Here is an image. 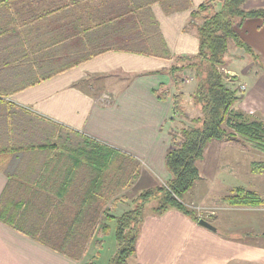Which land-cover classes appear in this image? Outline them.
<instances>
[{"label": "crops", "instance_id": "obj_1", "mask_svg": "<svg viewBox=\"0 0 264 264\" xmlns=\"http://www.w3.org/2000/svg\"><path fill=\"white\" fill-rule=\"evenodd\" d=\"M109 1L112 0H0V147L11 141L48 144L65 142L69 137L82 140L86 136L115 150L114 155L123 167L136 165L137 182L141 185H157L170 178L165 154L171 146L172 125L177 122L176 116L182 115L173 113L170 98L163 100L154 90L165 84L171 94L176 91L169 68L175 55L197 52L196 29L187 25L190 12L203 0H191L189 8L170 13L159 2L150 4V12L174 55L172 58L109 50L64 69L66 46L75 44V37L68 42L65 37L67 20L71 14L83 12L80 8L84 5L98 8ZM244 7H264V0H248ZM241 34L258 55L257 61L248 53L241 71L226 66L228 62L223 68L235 76V86L245 85L244 91L237 90L240 98L235 107L264 121V20L246 19ZM244 56V51H239L234 60ZM186 75L190 79H186L181 91L187 115L196 83L191 82L194 79L191 72ZM192 108L193 113H199L193 102ZM24 125L29 135L22 136ZM37 132L41 134L37 136ZM224 142L239 145L240 152H256L241 140H221ZM49 148H44L45 154L49 152L50 157L58 160L59 169L55 173L61 175L56 185H64L62 177L76 171L79 158L63 148ZM17 163L9 168L10 174H19L15 169ZM7 165L0 163V196L7 190ZM23 165L21 162L20 166ZM197 166L199 169L198 162ZM83 170L97 172L84 163L76 171L78 178L71 183L76 186L70 190L68 199H76L75 192L80 191L77 185L86 184L82 182L86 181L81 177ZM248 170L252 172L251 164ZM196 184L189 191L198 189L200 185ZM236 186L246 190L251 187ZM200 190L195 192L198 199L204 196ZM253 192L261 197L262 204L231 205L222 201V197L221 212L204 219L212 228L174 208L161 214L144 212L131 257H135L136 264H264V195ZM187 205L192 207L191 203ZM15 223L25 230L0 218V264L85 262L81 256L72 258L38 240L37 232L28 228L30 224L26 221ZM110 226L112 231L114 223ZM88 250L89 247L86 253Z\"/></svg>", "mask_w": 264, "mask_h": 264}, {"label": "trees", "instance_id": "obj_2", "mask_svg": "<svg viewBox=\"0 0 264 264\" xmlns=\"http://www.w3.org/2000/svg\"><path fill=\"white\" fill-rule=\"evenodd\" d=\"M247 1L203 0L192 9L187 26L195 27L198 37L197 52L192 55L171 54L149 9L151 3L159 2L170 13L189 8L191 0H128V4L127 0H112L98 8L84 5L80 8L83 12L71 14L68 20L64 14L67 20V42L72 40V36L75 37V44L72 42L66 46L64 69L109 50L168 59L174 56L169 72L176 91L171 94L169 87L161 84L154 92L163 100L170 98L173 113L182 115L185 106L181 87L188 79L186 71H190L196 83L191 98L199 113L190 118L189 125L169 133L171 146L165 154V165L170 178L165 183L143 189L134 199L136 206L118 215L109 213L110 208L105 203L106 195L113 192L108 190L111 185H106L105 177L110 176V183L122 179V175L121 179L116 178V168H112L120 160L114 155L117 153L115 150L86 136H82L75 148L70 147L67 139L65 142L48 144L11 141L0 147V163L8 164V170L5 168L7 190L0 196V218L22 231L25 229L17 225L15 220L26 221L30 224L28 228L37 232L38 240L75 259L85 253V244L95 233L98 236L108 234L111 230L108 221L114 220L116 249L108 264H126L127 259L134 254L144 206L153 197L157 198V204L151 207L153 213L161 214L174 208L198 221L200 218L182 198L200 178L197 162L203 158L209 142L241 140L264 153V121L235 107L240 98L237 87H229L220 70L225 66V55L231 43L251 54L255 60L258 58L244 40L241 29L248 18L255 17L263 21L264 7L245 9ZM125 4L127 6L123 9ZM233 78H230L231 83H234ZM46 147L73 152L79 158L74 168L76 171L84 163L90 169H97L96 173L82 171L81 177L86 178L82 182L86 184L77 185L80 191L75 192L76 199L68 198L70 190L76 186L71 183L78 174L76 171L65 173L61 179L64 185H56L61 177L55 173L59 169L58 160L50 157L49 152L45 154ZM16 162L18 167L14 168L19 174H10V167ZM21 162L25 165L20 166ZM109 169L112 173H105ZM251 171L263 172L264 164L253 161ZM52 187L54 190H50ZM223 201L243 206L262 204L257 193L242 187L224 196ZM100 214L105 219L101 220ZM94 243L97 248H101L103 240L98 239ZM82 264L96 263L89 260Z\"/></svg>", "mask_w": 264, "mask_h": 264}, {"label": "rangeland", "instance_id": "obj_3", "mask_svg": "<svg viewBox=\"0 0 264 264\" xmlns=\"http://www.w3.org/2000/svg\"><path fill=\"white\" fill-rule=\"evenodd\" d=\"M239 51L241 53L242 50H236L235 46L231 43L227 51V55H229V57L225 55V61L228 62L226 63V66L228 65L231 66V68H235L237 72L242 70L243 63L246 66L245 60L248 59V53L244 52V54H246L244 59L240 58L234 60V57H238ZM220 70L225 75V81L227 85L229 87L235 88V83L230 82V78L235 76H230V72L226 73L225 68H220ZM193 81H195V79L191 81L192 84L194 83ZM239 84L237 85L236 83V87H238ZM107 88L111 89L110 87ZM189 91L190 87H188V92ZM192 109L191 102L186 108L188 113L187 115L183 113L181 117L176 116L178 119L177 122L172 125L171 131L177 132L182 126L190 124V118L195 115V113L192 112ZM20 129L21 127L19 130ZM32 133L33 132H31V134ZM29 134L30 132L28 128L26 125H24L22 136ZM40 134L41 132H37V136ZM32 141L36 142V139ZM67 141L70 147L75 148V145H78L81 140H71L69 137L67 138ZM211 143L212 144L206 147L203 159L198 161L200 170L199 174L201 178L196 182V185H200L199 188L195 190L193 189L192 192L189 191L188 193L184 194L182 198L186 204H192L191 209L194 210L197 217L206 220L216 217V215L221 212V207L223 206L221 203V198L234 193L235 189L239 187L236 185H250L251 187H249V190L257 191L264 195V172L255 173L249 172L248 170V166L252 161H261L264 164L263 152L258 150H254L256 152H251L252 154L246 151L240 152V149L237 147L239 145H233L230 142L221 143V140H215ZM30 153L34 155L33 151ZM112 168H116V178L121 179L122 175V179L120 181L115 180L113 183H110V176L105 177L106 185H111L108 190L113 191L106 195L107 197L105 199V203H107V207L110 208L109 213L118 215L127 209L134 208L136 206L134 199L143 189L149 187V185H141L142 183H140V181L137 182L139 173L136 165L133 167L130 164V166L123 167V165H117V163H115L113 164ZM109 171L110 169L105 171V173H108ZM109 173L111 174L112 172ZM159 182L160 180L158 183ZM199 189H201L200 193L202 195L204 194L202 199H198L197 195L195 194V192ZM193 201L194 203H192ZM156 204L157 198L153 197L149 199L144 206V212L151 210V207L155 206ZM100 219H105L104 215L100 214ZM112 222L114 223V220L108 221V223L113 225ZM96 235L97 234L95 233V235L90 240H88V242H86L85 249L87 250L89 247V250L88 253L85 251L86 254L81 255V257L83 260H85V262L93 260L96 264H108V261L116 249L114 230H110L106 236L104 235L105 237ZM98 239H104V244H102L103 246L101 248H97V246H95L94 242L97 243ZM135 262V257H129L126 261V264H136Z\"/></svg>", "mask_w": 264, "mask_h": 264}, {"label": "water", "instance_id": "obj_4", "mask_svg": "<svg viewBox=\"0 0 264 264\" xmlns=\"http://www.w3.org/2000/svg\"><path fill=\"white\" fill-rule=\"evenodd\" d=\"M198 222H199L200 224L206 226V227H210V228H212L211 224H210L208 221L204 220L203 218H200V219L198 220Z\"/></svg>", "mask_w": 264, "mask_h": 264}, {"label": "built area", "instance_id": "obj_5", "mask_svg": "<svg viewBox=\"0 0 264 264\" xmlns=\"http://www.w3.org/2000/svg\"><path fill=\"white\" fill-rule=\"evenodd\" d=\"M237 90L244 91L245 90V85L244 84H239L237 87Z\"/></svg>", "mask_w": 264, "mask_h": 264}]
</instances>
